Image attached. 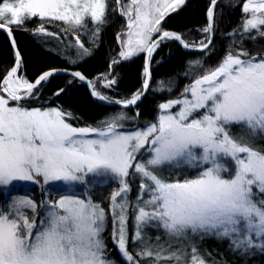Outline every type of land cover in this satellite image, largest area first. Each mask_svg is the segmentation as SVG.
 Listing matches in <instances>:
<instances>
[{"label":"snow or ice","instance_id":"snow-or-ice-1","mask_svg":"<svg viewBox=\"0 0 264 264\" xmlns=\"http://www.w3.org/2000/svg\"><path fill=\"white\" fill-rule=\"evenodd\" d=\"M218 2L210 0L207 25L196 30L203 39L189 42L184 34L163 29L186 0H114V9L109 0H0V30L13 49V26L39 17L71 30L74 43L65 47H75L81 60L92 50L80 35L90 31L95 47L110 10L125 20L116 33L121 50L109 72L95 80L80 71L52 68L30 81L20 74L19 50L0 80V264H117L104 236L109 220L120 264H207L196 238L227 240L230 251L241 256L264 254V146L257 144L264 139V53L243 47L245 41L264 38V0H243L240 22L226 34L232 42L225 55L205 67L204 60L214 54ZM60 33L68 35L66 29ZM33 35L56 34L41 24ZM167 41L205 55L186 62L183 75L191 82L158 105L154 121L141 126L139 111L130 116L126 109L149 89L171 94L177 86L171 77L151 86L154 54ZM141 54V89L114 99L97 88L99 83L113 89L116 65ZM64 58L72 65L79 62ZM62 71L86 83L96 100L121 110L77 127L69 122L80 119L71 110L24 106L26 100L39 99V91ZM65 91L58 88L53 95ZM186 168L197 175L181 179ZM109 184L118 187L105 207L91 193ZM36 185L43 197L39 202L32 196ZM52 191L65 194L53 200ZM150 230L163 236L153 241ZM164 237L167 243L161 242Z\"/></svg>","mask_w":264,"mask_h":264},{"label":"trees","instance_id":"trees-1","mask_svg":"<svg viewBox=\"0 0 264 264\" xmlns=\"http://www.w3.org/2000/svg\"><path fill=\"white\" fill-rule=\"evenodd\" d=\"M243 0H219L215 7V16L217 27L214 32L213 48L214 54L204 60L205 67L215 66L220 59L225 55L228 45L232 42L227 38L226 34L236 27L241 19L240 6ZM112 9L116 7L114 0H109ZM227 5V6H226ZM231 5H237L232 7ZM210 6V0H186V4L181 7L176 13L171 14L163 22V29L175 31L184 34V38L189 41H199L203 39L201 34L196 30L207 25L206 12ZM109 24L103 28L99 38L98 46H93L87 39L86 35H80V39L85 46L92 50V55L85 59H80L76 54V48L66 50V45L74 43V36L71 30L62 22H53L48 19L39 17L26 21L25 24L17 28L13 26V36L16 40L17 49L21 53L22 68L21 75H25L30 81H34L43 71L56 69H67L71 71H80L89 80H95L101 74L109 72V63L117 57L120 46L117 44L116 33L125 25V20L118 13L109 11ZM41 24L47 26V31L55 33V36L33 35V30ZM89 28L91 25L89 24ZM61 29H66L68 35L60 33ZM255 35V33H253ZM239 37H236L237 43ZM243 47L247 48L250 53H264V38H259L255 42L245 41ZM14 49L5 34L0 30V80L8 70L14 65ZM77 59L79 62L75 65L69 63L65 56ZM203 52L187 51L180 46L176 41H167L154 54L152 60V88L157 87V82L160 79L171 77L176 81V88L169 94L167 91L156 92L151 89L143 96L142 100L135 106L126 109L128 115H133L139 111L140 116L138 123L143 126L147 121H154L158 112V105L169 99L176 98L183 87L190 83V79L184 78L186 62L202 58ZM157 61H162L157 64ZM144 55L141 54L130 61L122 62L116 65L112 76L118 80L117 85L111 89H104L97 84V88L105 95L114 99H124L130 97L134 92L142 87L143 80ZM197 74H203L202 72ZM112 78V77H109ZM196 76L192 75L191 79ZM72 81V83H69ZM58 88H65L66 91L60 96H54L53 93ZM39 99H31L24 101L25 107H61L64 110H71L79 120H70L73 126H84L85 124H95L96 121L106 117L109 114L117 113L121 110L119 107L108 105L93 98L89 88L78 79H74L71 75H66L63 72L57 75L52 83L39 91ZM176 109V108H174ZM133 127L130 122L127 125ZM239 129L234 128V132ZM257 144L264 146V139L258 140ZM167 174V171H165ZM197 172L190 169H185L180 175V178L187 176L188 178L195 177ZM136 183L133 185V191L130 199H133ZM55 187V186H54ZM117 184H109L104 189L97 188L91 195L94 201L102 202L107 207V197L110 195ZM32 196L39 202L42 199L41 189L38 185L33 186ZM82 192V189H78ZM22 194V193H21ZM63 191H52L50 198L55 200L60 195H64ZM131 234V221L129 222ZM153 241L157 235L163 236L162 232L150 230ZM107 243V252L113 256L117 264H120V257L117 254V249L111 241V221L109 220L108 230L104 234ZM167 243V238L164 237L161 241ZM199 249L200 254L205 258L207 264H264V254L256 253L241 256L234 254L229 249L227 240L221 242L216 239H204L203 241L196 238L194 241ZM175 243V242H173ZM131 242L129 250L131 251ZM190 252V249H189Z\"/></svg>","mask_w":264,"mask_h":264},{"label":"rangeland","instance_id":"rangeland-1","mask_svg":"<svg viewBox=\"0 0 264 264\" xmlns=\"http://www.w3.org/2000/svg\"><path fill=\"white\" fill-rule=\"evenodd\" d=\"M42 36H43V38H44V37H46L47 35H42ZM87 37H88V38H87L88 40L91 38V32L88 33V36H87ZM76 54H77V50H76ZM50 108H51V107H50ZM173 111H178V108L173 109ZM181 179H183V177H181ZM136 185H137V186H136V190L134 191V195H133V197H132L133 200L135 199L136 194H137V191H138V186H139V181H138V180L136 181ZM60 196H61V195H60ZM60 196H59V197H60ZM59 197H58V199H59ZM42 198H43V197H42ZM131 247L133 248L132 245H131ZM131 250H132V249H131Z\"/></svg>","mask_w":264,"mask_h":264},{"label":"water","instance_id":"water-1","mask_svg":"<svg viewBox=\"0 0 264 264\" xmlns=\"http://www.w3.org/2000/svg\"><path fill=\"white\" fill-rule=\"evenodd\" d=\"M1 31H3V30H1ZM3 32H5V31H3ZM5 34H6V32H5ZM7 35V34H6ZM7 37H8V35H7ZM8 39H9V41H10V43H11V39L8 37ZM12 45V44H11ZM181 46V45H180ZM182 47V46H181ZM183 48V47H182ZM16 50H18L17 49V46H16V49H14V52L16 51ZM186 50V49H185ZM187 51H193V52H200V51H197V50H187ZM62 70H67V69H62ZM68 72H73V71H71V70H67ZM78 71V70H77ZM63 72V71H62ZM88 79V78H87ZM89 80V79H88ZM84 83V82H83ZM87 87H88V85L86 84V83H84ZM139 103V102H138ZM111 106H115V107H119L120 108V106H118V105H111Z\"/></svg>","mask_w":264,"mask_h":264}]
</instances>
